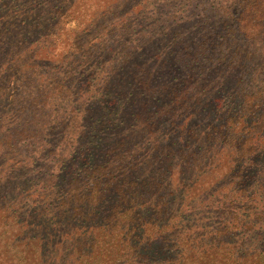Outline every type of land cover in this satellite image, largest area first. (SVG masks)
<instances>
[{
  "label": "trees",
  "instance_id": "1",
  "mask_svg": "<svg viewBox=\"0 0 264 264\" xmlns=\"http://www.w3.org/2000/svg\"><path fill=\"white\" fill-rule=\"evenodd\" d=\"M75 1L0 0V213L32 264H264V0H109L57 53Z\"/></svg>",
  "mask_w": 264,
  "mask_h": 264
},
{
  "label": "rangeland",
  "instance_id": "2",
  "mask_svg": "<svg viewBox=\"0 0 264 264\" xmlns=\"http://www.w3.org/2000/svg\"><path fill=\"white\" fill-rule=\"evenodd\" d=\"M109 0H76L70 10L73 21L61 30L59 42L55 51L58 53L61 48L67 46L73 33L74 27L81 28L89 16L100 6H105ZM75 22V23H74ZM79 24L76 26L75 24ZM243 212V210H238ZM17 226L13 222H6L0 213V264H32L35 261V247L30 243H23L16 240ZM245 237H243L244 239Z\"/></svg>",
  "mask_w": 264,
  "mask_h": 264
}]
</instances>
